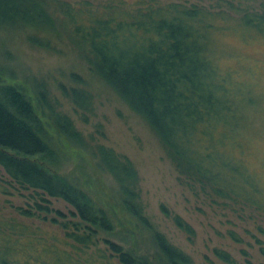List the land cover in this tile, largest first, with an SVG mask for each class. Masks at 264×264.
<instances>
[{"label": "trees", "instance_id": "16d2710c", "mask_svg": "<svg viewBox=\"0 0 264 264\" xmlns=\"http://www.w3.org/2000/svg\"><path fill=\"white\" fill-rule=\"evenodd\" d=\"M164 1L94 6L88 0H0V30L60 27L90 70L148 123L179 175L219 198L260 202V190L243 156L255 99L246 81L221 66L217 41L232 30L264 38V0L259 6L243 0ZM60 90L80 110L91 103L82 88ZM46 94L41 90L40 99L50 107ZM50 116L61 134L83 142L68 115L51 107ZM42 128L31 101L0 77V168L20 188L62 199L79 219L61 223L69 249L55 246V234L31 239L24 226L3 225L7 233L0 234V264H192L188 254L157 230L152 234V256L101 236L114 230L111 220L85 191L46 165L57 156L43 139ZM94 150L118 186L123 209L146 224L140 179L131 160L103 144ZM36 210L22 209L21 215L47 220L53 211L40 203ZM171 219L193 235L180 216ZM49 220L57 222L55 215ZM259 250L264 255L263 245ZM214 253L233 262L227 252Z\"/></svg>", "mask_w": 264, "mask_h": 264}, {"label": "rangeland", "instance_id": "374dc122", "mask_svg": "<svg viewBox=\"0 0 264 264\" xmlns=\"http://www.w3.org/2000/svg\"><path fill=\"white\" fill-rule=\"evenodd\" d=\"M67 1L76 3L82 0ZM88 1L94 6L165 2ZM243 1L259 6L262 0ZM209 2L202 3L208 5ZM33 40L44 44L36 45ZM217 44L221 66L235 71L240 81H246V87L255 99L250 106L243 156L253 172L262 202L219 198L179 175L163 143L148 123L90 70L60 27L50 30L29 26L1 29L0 77L3 82L18 87L31 101L42 123V137L52 148L54 157L57 156V160H46V165L85 191L94 205L102 208L111 220L114 230L112 233L101 232V236L124 248L137 249L152 256L156 252L152 234L157 230L188 254L192 264H264V255L259 250L261 245L264 246V38H247L232 30L221 36ZM61 86L78 87L88 92L91 103L87 104V109L76 108L62 95ZM41 90L47 93L52 106L40 99ZM51 107L71 118L83 137L82 143L78 144L57 130L50 116ZM96 144L127 156L135 166L146 224L123 209L114 178L96 156ZM38 203L53 209L47 220L21 215L22 209L36 210ZM54 215L55 224L49 220ZM171 215H178L187 222L194 231L193 235L179 229ZM68 220L79 219L65 201L20 188L0 168L1 235L7 233L3 227L5 224L24 226L26 238L38 239L40 235L55 234V246L69 249L62 240L61 224ZM215 249L227 252L233 262L220 259L214 253Z\"/></svg>", "mask_w": 264, "mask_h": 264}]
</instances>
